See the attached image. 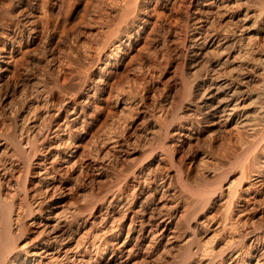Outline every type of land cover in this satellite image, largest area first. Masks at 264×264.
Returning a JSON list of instances; mask_svg holds the SVG:
<instances>
[{
    "label": "rangeland",
    "instance_id": "rangeland-1",
    "mask_svg": "<svg viewBox=\"0 0 264 264\" xmlns=\"http://www.w3.org/2000/svg\"><path fill=\"white\" fill-rule=\"evenodd\" d=\"M1 1L0 10L3 14L0 13V33L10 31L12 28H16L18 32V25L15 23L21 21L28 8L36 7L39 33L50 37V43L54 46L53 51L56 50L54 51L56 57H61L63 53L66 55L65 57L62 55L64 64L62 68L66 69L64 73L70 78L67 85L65 84L66 90L78 93L80 100L95 91L90 109L93 123L83 126L78 123L75 127L78 146L74 159L78 164L74 167L70 165L65 167L62 162L55 164L58 169V183L63 181L65 185L79 182L78 184L84 188L87 204L91 205L92 209L89 207V220L93 224L89 223L91 231L100 232L99 236L97 235L98 239H95L94 247L90 250V255L96 259L93 264L106 262L111 257L124 260L123 264H133L136 258L140 260L139 264L145 262L190 264L191 258L188 257L193 247L200 241L208 226L210 229L215 227L214 223L225 210L221 198L213 206L211 202L202 206L204 201L198 192L217 188L219 191L227 180L239 185L243 180L240 165L244 164L243 156H246L240 143H237V137L221 130L216 121L209 119L200 110L202 108L198 100L197 76L201 68L192 69L189 65L192 51L189 39L193 36L191 30L195 15L193 12L197 8L198 0H143V9L141 8L143 11L139 10L142 12L138 13V17L145 19L137 21L136 26L130 28V39L124 37L126 43L124 42L119 50L110 44L104 46L106 35L102 33L103 31H98L93 5L97 1L99 5L96 4L100 6L103 0ZM211 21L216 25V21L209 18L206 22L209 27L214 26ZM262 35L263 37L255 40L259 48H264L263 32ZM17 45L15 44V49L11 52L10 44L6 53L9 63L8 69L4 72L2 87L9 86L13 91L10 98L4 100L0 110L6 106L13 108L17 104L14 122L16 121L15 125L20 130L25 127L28 117L26 112L28 108L22 105L25 100L24 94L35 92L40 86L47 88V91L51 90L56 99H59L60 93L52 82L59 70L53 65L50 50L44 45L34 47L33 44L30 48L24 44ZM72 70L77 71L74 73ZM45 132L49 131L44 130ZM104 133L114 135L117 143L107 146L110 153L102 159L101 156L105 153L102 154L99 144ZM202 152L208 154V161L200 166ZM41 157L42 154L39 155V158ZM10 160L9 157H5V164L8 165ZM99 163L104 167L101 169L95 167ZM15 165L18 167L17 163ZM211 168L216 169L214 174H210ZM1 174L2 172L0 177ZM36 177L33 168L28 179L33 181ZM27 185L33 186L29 183ZM172 187L177 189L174 196L170 192ZM159 195H164L167 202L162 208L160 206L165 200ZM157 212L165 213V221L160 222L161 214L158 216ZM148 213L154 218L153 222L158 223L156 229L160 228L165 233L157 238V243L151 240L148 233L143 234L141 230ZM263 216H256L254 222L247 227L251 229L257 227L256 231L263 229ZM241 230L231 248L223 249V253L216 257L215 264L223 263L230 249L234 247L245 249L251 239ZM116 232L119 233L118 236ZM167 235L171 238L164 248ZM125 237L129 240V245L138 250L137 254L126 253L127 260L126 257L116 256L119 254L116 252L117 243H122ZM108 261V264H118L116 261Z\"/></svg>",
    "mask_w": 264,
    "mask_h": 264
},
{
    "label": "bare ground",
    "instance_id": "bare-ground-1",
    "mask_svg": "<svg viewBox=\"0 0 264 264\" xmlns=\"http://www.w3.org/2000/svg\"><path fill=\"white\" fill-rule=\"evenodd\" d=\"M95 2L98 4L97 1ZM142 3L143 0H103L100 6L92 4L98 31L101 30L106 35L104 46L110 44L119 50L125 42L124 37L130 39V28L136 26L137 21L145 19L138 17V13L143 11ZM197 3V8L193 12V15L195 13L193 25L191 24L193 36L189 39V46L192 48L189 65L192 69L201 68L197 76L198 100L202 108L200 110L209 119L216 121L221 130L236 136L237 143H240L246 156H243L244 164H239L242 168L241 179H243L239 185H235L232 180H227L219 191L218 188L211 191L207 188L205 192L196 193L204 201L202 206L210 202L213 206L221 198L222 207L225 210H223V216L214 221L215 227L210 229L208 226L204 234L202 233V238L193 247V251L190 250L192 253L188 258H191L190 264H215L216 257L223 253V249L231 248L238 232L242 229L244 235L249 236L247 238L251 241L246 244L245 249H235V247L230 249L227 252V258L220 264H264V228L256 231L257 227L252 229L247 227L254 222L256 216L264 215V48H259L255 41L258 37H263L262 32L264 33V0H198ZM140 9L142 11L139 12ZM2 12L0 10L1 14ZM36 16V7L28 8L21 21L15 23L18 25V32L16 28H12L10 31L0 33L2 36L0 37L2 38L0 40V107L2 108L4 100L11 96L13 91L9 89V86L2 87L4 72L8 69L6 53L10 44L11 52L15 49V44H24L29 48L33 44H35L34 47L44 45L50 50L53 65H56L59 70L54 81H51L54 82L60 97L54 98V93L50 92L51 90L47 91L48 89L44 86L34 89L35 92L24 94L25 100L21 104L28 108H26L28 117L26 124L24 123L25 127L20 130L15 125L16 121L14 122V110L17 104L13 108L6 106L0 110V173L2 172L0 177V264H93L96 259L90 255V250L94 247L93 244L100 232L91 231L90 226L93 225L89 220L91 205L87 204L83 193L84 188L78 184L79 182L65 185L63 181L58 183V169L55 164L62 162L65 167L68 165L74 167L78 164V161L74 159L78 146L75 127L78 123H81V126L93 123L90 118L92 116L90 109H92V96L95 91L80 100L78 93H70L66 90L65 84L70 78L64 73L66 69L62 68L64 66L62 55L65 53L60 55L61 57L55 56L56 50L53 51L54 46L50 43V37L39 33ZM209 18L216 21V25L211 21L214 26L210 24L212 27H209L206 23ZM75 71L72 70L74 73ZM54 84H52L53 87ZM62 113L65 115L63 116ZM44 130L49 132H45L46 135H44ZM47 142L49 144L46 145ZM115 143L117 142L114 135L102 136L99 144L102 154L105 153L101 154L102 159L110 153L107 146ZM205 152L201 153L200 166L208 161V154ZM41 154L42 157L39 158ZM5 157L11 159L8 165L5 164ZM51 158L52 160L49 161ZM101 163L96 164L95 167L103 168ZM32 165L37 174L33 181L28 179L29 172L33 170ZM215 171V168H211L210 174H214ZM172 178L169 179L172 180ZM28 183L33 186L28 187ZM176 191L174 187L170 190L173 196ZM163 196L159 195L160 198ZM166 204L165 200L160 207ZM159 213L157 212L158 216L162 212ZM164 216H166L165 213L160 215V222L165 221ZM147 217L143 224L141 223V230L143 234L148 233L151 240L157 243V238L165 233L160 228L156 229L158 223L153 222L152 215L148 213ZM116 233L118 236L119 233ZM125 238L122 243H117L116 252L119 254L116 256L126 257L127 260L126 253L137 254L138 250L133 245H129L128 235ZM166 238L164 248L171 237L167 235ZM136 259L133 260V264H139L140 260ZM108 260L116 261L118 264L125 263L124 260L121 261L122 259L111 257L106 262H98V264H108Z\"/></svg>",
    "mask_w": 264,
    "mask_h": 264
}]
</instances>
